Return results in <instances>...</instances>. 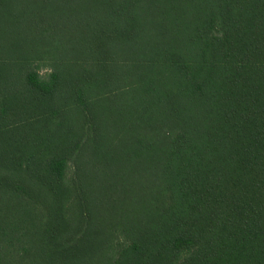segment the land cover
Instances as JSON below:
<instances>
[{"label":"trees","instance_id":"16d2710c","mask_svg":"<svg viewBox=\"0 0 264 264\" xmlns=\"http://www.w3.org/2000/svg\"><path fill=\"white\" fill-rule=\"evenodd\" d=\"M0 61L54 93L0 100V264H264V0H0Z\"/></svg>","mask_w":264,"mask_h":264},{"label":"rangeland","instance_id":"374dc122","mask_svg":"<svg viewBox=\"0 0 264 264\" xmlns=\"http://www.w3.org/2000/svg\"><path fill=\"white\" fill-rule=\"evenodd\" d=\"M258 71H264V66H257ZM37 75L40 76L45 83L38 85V86H23L18 84H1L0 85V100L2 99H14V98H53L54 93L52 88L48 85L49 79H50V68L49 65L46 62H36V61H0V75L1 76H24V75ZM121 134H114L112 136L113 139L119 138ZM123 137H126L123 135ZM118 152L125 153V151L118 150ZM128 151H126L127 153ZM86 180L88 181V184L85 185L83 188L84 197L87 198L89 206L105 202L113 199V197H116L119 195L120 188L116 189H109L107 187H102L104 184H99L100 180L103 179V176H100L101 170H88L86 172ZM125 173L128 174V172L125 170ZM149 174L146 173V171H138L136 174H134V178L138 180L143 185H146V177ZM105 180V179H104ZM102 180V181H104ZM147 186V185H146ZM141 190L140 193L144 195V193L147 194L145 196V203L144 207V215L143 218L147 216L153 215V210L147 209L149 205H151V201L149 200L148 191L140 186ZM138 192V190H137ZM155 193H158L161 197L165 195L164 192H160L158 190L154 191ZM112 196V197H111ZM109 197V198H107ZM107 198V199H106ZM140 200H143L140 198ZM162 202V201H161ZM150 215H148V213ZM146 213V214H145ZM97 218H110V214L105 209H101L99 214L97 215Z\"/></svg>","mask_w":264,"mask_h":264}]
</instances>
